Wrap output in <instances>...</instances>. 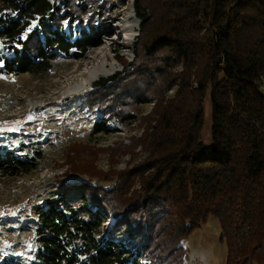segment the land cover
Listing matches in <instances>:
<instances>
[{
	"label": "trees",
	"instance_id": "1",
	"mask_svg": "<svg viewBox=\"0 0 264 264\" xmlns=\"http://www.w3.org/2000/svg\"><path fill=\"white\" fill-rule=\"evenodd\" d=\"M133 4L140 22L132 58L117 55L122 69L78 96L106 115L95 132L137 120L139 134L101 147L66 144L59 166L72 176L55 179V196L34 209L31 260L2 264H180L181 239L209 215L219 219L224 264H264V0ZM122 6L0 0V76L44 73L60 55L84 58ZM204 97L209 148L199 134ZM40 157L0 147V175L29 173Z\"/></svg>",
	"mask_w": 264,
	"mask_h": 264
},
{
	"label": "rangeland",
	"instance_id": "2",
	"mask_svg": "<svg viewBox=\"0 0 264 264\" xmlns=\"http://www.w3.org/2000/svg\"><path fill=\"white\" fill-rule=\"evenodd\" d=\"M122 1L123 6L111 13L104 23L109 35L101 37L100 44L84 58L66 59L63 55L53 61L44 73H22L0 76V147L13 150L17 155H30L32 149L41 154L35 169L29 173L0 175V264L4 260L28 263L35 247L34 229L38 226L34 209L55 196V179L67 180L64 174L63 147L73 141H83L97 146L110 145L115 140L126 142L129 135H137V120L109 132L94 131V122L105 121L102 115L78 96L102 77L122 69L117 55L132 58L131 42L139 29L140 19L135 14L133 0ZM98 74L90 85L77 87L86 78L87 71ZM77 87V88H76ZM264 90V82L261 85ZM153 101L141 104L145 113ZM201 140L210 147V111L206 97L203 99ZM38 108L36 113L33 109ZM31 112V113H30ZM128 157L121 158L119 168L126 165ZM98 165L107 168V154H100ZM110 186L112 182L97 180ZM114 217H108L104 227H109ZM221 228L217 216L207 219L181 239L186 253L180 264H224L226 246L219 239ZM142 258L140 264H149Z\"/></svg>",
	"mask_w": 264,
	"mask_h": 264
},
{
	"label": "bare ground",
	"instance_id": "3",
	"mask_svg": "<svg viewBox=\"0 0 264 264\" xmlns=\"http://www.w3.org/2000/svg\"><path fill=\"white\" fill-rule=\"evenodd\" d=\"M102 73V71H96V72H91V71H87V76H86V78L85 79H83L81 82H80V84L77 86V87H83V86H87V85H90L91 83L90 82H92V80L96 77V76H98V74H101ZM76 87V88H77Z\"/></svg>",
	"mask_w": 264,
	"mask_h": 264
},
{
	"label": "built area",
	"instance_id": "4",
	"mask_svg": "<svg viewBox=\"0 0 264 264\" xmlns=\"http://www.w3.org/2000/svg\"><path fill=\"white\" fill-rule=\"evenodd\" d=\"M111 218H113V217H111Z\"/></svg>",
	"mask_w": 264,
	"mask_h": 264
}]
</instances>
